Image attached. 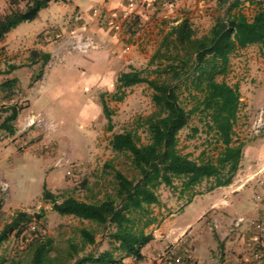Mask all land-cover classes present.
<instances>
[{"label": "rangeland", "instance_id": "rangeland-1", "mask_svg": "<svg viewBox=\"0 0 264 264\" xmlns=\"http://www.w3.org/2000/svg\"><path fill=\"white\" fill-rule=\"evenodd\" d=\"M239 1L240 10L251 19L253 9L250 1ZM63 3L58 5V9L63 7ZM24 5L25 2L19 0L13 8L22 9ZM4 6L5 1L2 0L0 9L4 10ZM131 14L126 18L119 17L116 29L109 26L110 14L102 17L93 13L87 20L79 13L63 15L60 19L68 28L52 41L54 51L45 66L28 64L26 56L30 47L27 45L17 49L16 54L11 52L20 64L15 65L18 68L13 75L18 85L15 93L17 104L22 109L15 122V135L10 137L0 132V187L2 184L7 186L6 191L0 189V230L17 212L41 215L35 225L42 236L53 241L49 256L60 261L69 260L70 245L78 249L73 259L109 250L107 230L53 212L51 204L41 199L43 185L55 196L72 197L88 203H97L112 195L113 173L106 170L104 164H110L128 178L135 176L128 158L112 151L109 144L112 136L137 132L140 143L146 144L148 137L138 129L139 120L156 112L151 101L152 91L146 85H136L126 90L121 102L111 101L106 95L111 113L108 123L102 113L100 95L114 92L117 76L122 72L137 70L148 75L145 71L148 61L162 35L175 21L188 18L195 35L201 37L209 32L217 18L223 17L224 9L218 8L214 0H161L158 8L145 17ZM43 16L45 13H41ZM42 21L38 18L20 24L16 29L20 39L26 42L29 35L40 29ZM89 25H94L96 32L91 33ZM72 34L92 39L94 48L65 50ZM37 43L41 42L34 41L32 45ZM41 44L46 46L48 43ZM10 45L16 47L15 42ZM7 52L5 46L0 47V70L11 66L6 63L10 55ZM248 61H255L259 74H250ZM261 62L256 46L242 52L238 50L231 56L229 72L223 78L239 90L240 106L234 139L244 144L243 152L246 144L257 138L264 139V133H255L252 128L258 110L264 109V104L257 106L253 101L255 95L257 99L264 91ZM2 80L4 76L0 75V82ZM3 116L0 114V121ZM28 118L34 119L35 123L26 127ZM194 126H198L196 119L179 133V152L193 160H198L200 154L214 158L216 150L203 133L190 135ZM261 152H264V147ZM245 167L243 164L240 166L233 184L246 183L243 178ZM212 184V181H204L185 193L179 191L178 182L173 188L161 186L157 191L159 204L149 207L155 223L147 228V232L152 233L153 225L161 224L170 214L180 213L183 205L195 195L212 189ZM202 204L201 201L195 202L192 208L195 210ZM192 216L193 213H188L177 218L189 219ZM239 218L247 221L245 216ZM207 227L204 235L214 237L212 225ZM81 228L95 232L94 245L82 246L78 233ZM22 237V234L11 233L2 245L4 264H29L28 249Z\"/></svg>", "mask_w": 264, "mask_h": 264}, {"label": "trees", "instance_id": "trees-1", "mask_svg": "<svg viewBox=\"0 0 264 264\" xmlns=\"http://www.w3.org/2000/svg\"><path fill=\"white\" fill-rule=\"evenodd\" d=\"M20 1L25 2L24 8L16 7L0 16V41L18 25L34 21L50 3L63 0ZM214 1L224 9V15L215 20L207 34L197 37L189 19L182 18L162 35L148 61V75L137 70L122 72L117 76L114 92L99 97L102 113L110 123L106 95L111 101L121 102L126 90L136 85H146L152 91L156 112L140 119L138 124L148 142L141 144L137 132L114 134L109 142L113 152L128 158L135 176L128 178L104 164L113 173L114 189L112 195L97 203L58 197L42 187L41 199L49 202L59 216L106 229L110 249L73 259L78 249L70 245L69 260L51 258L53 241L42 236L35 225L41 215L17 212L0 230V264L5 263L2 245L11 233L22 234L29 264H123L126 258L140 262L144 258L142 250L153 240L152 233L147 232L155 223L149 207L159 204L157 191L161 186L173 188L178 182L179 191L185 193L204 181H212V188L232 183L244 146L234 139L240 94L238 87L223 78L229 72L231 56L238 50L257 46L264 58V6L248 19L239 8V0ZM17 3L19 0H10L11 6ZM30 61H41L40 65L45 66L49 55L32 51ZM17 68L8 66L0 75H9ZM17 88L15 78L0 82V114L4 115L0 132L10 137L16 133L15 122L22 109L17 104ZM193 119L198 126L190 129V135L203 133L216 150L214 158L200 154L198 160H193L179 152V133ZM78 233L83 247L95 244L94 231L81 228Z\"/></svg>", "mask_w": 264, "mask_h": 264}, {"label": "crops", "instance_id": "crops-1", "mask_svg": "<svg viewBox=\"0 0 264 264\" xmlns=\"http://www.w3.org/2000/svg\"><path fill=\"white\" fill-rule=\"evenodd\" d=\"M4 1V7L7 9H0V16L13 9L10 0ZM130 1L132 0H64V3L61 1L50 3L47 8L38 13L36 18L43 20L40 29L29 35L26 42L20 39L18 35L20 33L16 31L19 25L0 41V47L5 46L8 55L9 52L12 55L8 56L6 63L14 66L20 65L13 55L17 53V49L26 45L30 47L26 56V59H29L28 64L31 63L30 52L32 51L48 54L50 59V54L54 51L52 41L68 28L63 26L64 23L60 19L63 15L71 16L79 13L84 20H87L93 13L96 16L106 17L112 12L120 13ZM249 1L253 15L260 6H264V0ZM60 3H63V7L58 9ZM160 3L161 0H144L141 5L136 6L133 14L145 17V14L157 9ZM41 13H45V16L41 17ZM180 20L175 21L172 25ZM92 23L95 25V20ZM94 25H89L91 33L96 32ZM34 41L48 44L46 46L41 43L32 45ZM147 41L146 39L145 42ZM13 42L17 48L10 45ZM253 47L255 46H250L240 50V52ZM12 51L15 54H11ZM261 61L260 65L264 72V58L262 56ZM248 62V67L251 68L250 74L252 76L257 75L258 67L255 61ZM40 64L41 61H38L36 65ZM14 71L9 75L2 76L4 79L16 78L13 75ZM262 92L257 99L256 95L254 96L253 101L257 106L264 104V91ZM247 97L249 96L247 95ZM263 147L264 139L261 138H257L245 146L240 162V166L242 164L246 166L245 173H243V178L246 180L245 184L235 185L231 183L195 195L190 202L183 205L180 213L177 215L170 214L168 219L163 220L161 224L153 225V240L142 250L144 256L142 261L134 262L132 259L126 258L123 260V264H153L155 257L168 249L174 250L177 255L181 256L184 260L183 264H256L253 252H264V152H261ZM193 192L195 190H192ZM198 201L203 204L194 210L192 205ZM204 201H207L206 204ZM188 213H193L189 219L177 218L178 215L182 216ZM240 216H245L247 222L237 226L235 222ZM252 223L261 224L262 229H256ZM209 225H212L213 228L211 229L215 231L214 237L204 235L207 233V226Z\"/></svg>", "mask_w": 264, "mask_h": 264}, {"label": "built area", "instance_id": "built-area-1", "mask_svg": "<svg viewBox=\"0 0 264 264\" xmlns=\"http://www.w3.org/2000/svg\"><path fill=\"white\" fill-rule=\"evenodd\" d=\"M144 2V0H132L130 1L125 8L120 12H112L109 16V26L112 29L117 28V19L119 17L126 18L128 17L136 8V6L141 5ZM65 50L71 51V50H78V51H84L88 49L94 48V42L92 39L88 37H83L82 35L78 34H72L70 38L67 40L65 44ZM37 119V118H36ZM35 123L34 119L28 118L26 122V127H29ZM253 131L255 133H264V109H259L255 119L252 124ZM1 191H6L7 186L5 184H2L0 187ZM244 222H247L244 218H238L235 222V224L238 226ZM254 224V223H252ZM255 228L258 230L262 229L261 224H254ZM253 257L256 262V264H262L264 262V252L254 251ZM184 260L181 256L177 255L174 250H165L161 253H159L155 259L153 264H183Z\"/></svg>", "mask_w": 264, "mask_h": 264}]
</instances>
